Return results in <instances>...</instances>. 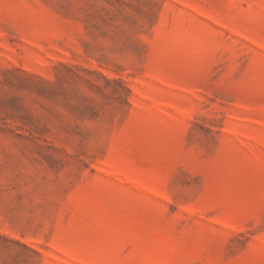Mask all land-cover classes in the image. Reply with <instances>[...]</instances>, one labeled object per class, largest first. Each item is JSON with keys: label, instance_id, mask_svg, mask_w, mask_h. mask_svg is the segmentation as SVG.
<instances>
[{"label": "rangeland", "instance_id": "rangeland-1", "mask_svg": "<svg viewBox=\"0 0 264 264\" xmlns=\"http://www.w3.org/2000/svg\"><path fill=\"white\" fill-rule=\"evenodd\" d=\"M0 264H264V0H0Z\"/></svg>", "mask_w": 264, "mask_h": 264}]
</instances>
